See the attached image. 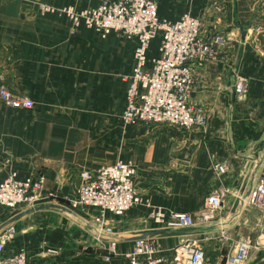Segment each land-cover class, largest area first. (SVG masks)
I'll return each mask as SVG.
<instances>
[{"label": "crops", "instance_id": "0c3cea01", "mask_svg": "<svg viewBox=\"0 0 264 264\" xmlns=\"http://www.w3.org/2000/svg\"><path fill=\"white\" fill-rule=\"evenodd\" d=\"M101 1L0 0V83L32 102L31 109L15 110L0 101V181L10 174L41 176L55 194L46 204L0 207L1 261L22 253L25 264H104L108 244L115 242L112 262L119 263L133 239L144 236L160 251L162 264H184L176 249L194 241L209 250L204 264H225L238 241L255 244L264 235V212L237 204L264 177V33L253 32L264 26V0H153L161 18L188 13L198 19L201 38L216 51L215 60L189 63V101L206 115L205 126L190 131L124 127L135 43L117 33L102 39L83 26L72 29L58 12L40 14V5L83 10ZM237 79L246 83L242 99L233 93ZM117 160L136 168L133 183L142 203L120 218L102 216L110 229L105 233L94 221L98 211L69 203L81 171ZM216 165L226 166L224 175L215 174ZM216 189L230 193L215 219L150 234L161 230L149 223L151 213L198 217ZM221 230L228 236L223 245L217 240ZM258 254L252 251L246 264Z\"/></svg>", "mask_w": 264, "mask_h": 264}, {"label": "built area", "instance_id": "2783aa9c", "mask_svg": "<svg viewBox=\"0 0 264 264\" xmlns=\"http://www.w3.org/2000/svg\"><path fill=\"white\" fill-rule=\"evenodd\" d=\"M58 12L64 15L72 29L85 27L100 38L113 33L135 43L134 66L124 93V108L121 123L126 126L157 125L190 131L203 128L206 115L201 107L189 101L193 83L192 61H212L217 58L210 43L200 36V21L188 13L176 20L161 18L157 4L153 0H103L96 7L75 10L72 7L54 8L40 5V14ZM256 35L264 33V26L253 27ZM157 39L155 56H150L152 40ZM215 42H221L217 37ZM233 93L238 99L246 94V83L237 79ZM0 101L12 109H31L32 102L24 97L10 93L0 83ZM217 176L224 175V165L214 166ZM136 168L130 162L117 160L112 164L94 170H83L79 174L80 186L77 196L69 203L72 209H91L98 211L95 218L98 231L110 233L102 216L106 214L120 218L131 208L142 203V198L133 183ZM228 189L212 191L198 217L190 213H170L166 216L159 211L151 213L148 221L154 225L172 229H190L196 225L216 218L222 210ZM55 198L52 191L44 188L41 176H28L18 179L14 174L0 181V207L15 209L19 206L46 204ZM242 208H255L264 212V177L250 186L246 194L237 198ZM12 233V229L8 231ZM228 238L221 230L217 240L225 244ZM115 242H110L104 264H162L164 259L160 251L148 240L134 241L131 251L123 255L119 263H113ZM3 240L0 238V264H25V256L20 253L1 261ZM184 264H204V254L196 241L176 249ZM264 252V235L252 243L250 238L237 242L225 264H246L250 253ZM53 254L54 251L48 250Z\"/></svg>", "mask_w": 264, "mask_h": 264}, {"label": "water", "instance_id": "95a60500", "mask_svg": "<svg viewBox=\"0 0 264 264\" xmlns=\"http://www.w3.org/2000/svg\"><path fill=\"white\" fill-rule=\"evenodd\" d=\"M262 145H263V142L259 143V145H258V149L262 148ZM168 231H170V230H168V229H161V230H155V231H152V233H150V234H154V235H155V234H165V233H167ZM142 239H145V237H144V236H140V237L134 238V239H133V242H134V241H137V240H142ZM262 259H264V252L259 253V254L257 255L256 260H255L252 264H257V263H259Z\"/></svg>", "mask_w": 264, "mask_h": 264}, {"label": "rangeland", "instance_id": "374dc122", "mask_svg": "<svg viewBox=\"0 0 264 264\" xmlns=\"http://www.w3.org/2000/svg\"><path fill=\"white\" fill-rule=\"evenodd\" d=\"M200 24H201V22H200ZM200 30H201V28H200ZM159 41L157 40V39H154V40H152V45H153V43H158ZM158 46H155V49L157 48ZM156 51H157V49H156ZM225 168H226V166H225ZM79 188V187H78ZM117 218V217H116ZM150 224H151V226H154V227H156V225H154L153 223H151V222H149ZM161 229H164V228H161ZM142 240H145V239H142ZM257 241V240H256ZM150 242V241H149ZM197 242V244L198 245H200V247L202 248V250H203V254H204V257L207 255V253L209 252V250L207 249V248H203V246L198 242V241H196ZM180 247H182V246H180Z\"/></svg>", "mask_w": 264, "mask_h": 264}]
</instances>
